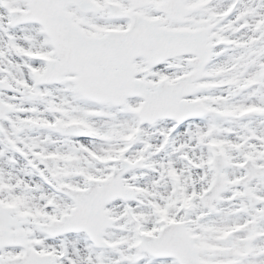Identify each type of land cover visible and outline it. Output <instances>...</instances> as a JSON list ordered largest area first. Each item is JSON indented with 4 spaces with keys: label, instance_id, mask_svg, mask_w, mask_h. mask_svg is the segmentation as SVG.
<instances>
[{
    "label": "snow or ice",
    "instance_id": "1",
    "mask_svg": "<svg viewBox=\"0 0 264 264\" xmlns=\"http://www.w3.org/2000/svg\"><path fill=\"white\" fill-rule=\"evenodd\" d=\"M0 264H264V0H0Z\"/></svg>",
    "mask_w": 264,
    "mask_h": 264
}]
</instances>
